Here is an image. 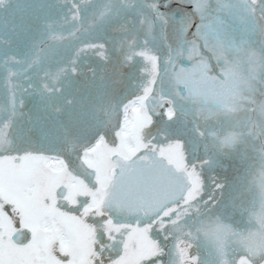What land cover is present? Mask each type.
Here are the masks:
<instances>
[{
	"label": "flooded vegetation",
	"instance_id": "obj_1",
	"mask_svg": "<svg viewBox=\"0 0 264 264\" xmlns=\"http://www.w3.org/2000/svg\"><path fill=\"white\" fill-rule=\"evenodd\" d=\"M170 2L171 8L187 12L186 28L171 56H165L166 78L159 72L153 95H147L149 90L131 102L145 120L136 117L137 130L132 126L127 133V154L119 153L115 136L125 123L127 104L119 119L112 110L96 115L90 132L60 129L42 137L29 130L14 132L13 121L8 131H0V171L5 172H0V264H146L147 246L157 253L162 234L164 241L174 240L172 264H181L183 238L190 230L212 239L217 259L211 264H236L246 251L264 248V0ZM140 27L141 32L144 24ZM155 58L149 56L153 67ZM186 67L194 72L188 83L177 81L176 69ZM156 74L148 73L144 87H151ZM129 78L130 72L121 77ZM100 85L106 92L118 80ZM100 106L94 105V113ZM100 138L111 153H101L104 162L98 163L92 145ZM118 153L129 159L153 153L185 172L191 186L180 202L144 221L113 219L99 205L110 180L111 157ZM179 204L185 209L174 210V217L184 213L186 231L172 236L176 223L162 215Z\"/></svg>",
	"mask_w": 264,
	"mask_h": 264
},
{
	"label": "rangeland",
	"instance_id": "obj_2",
	"mask_svg": "<svg viewBox=\"0 0 264 264\" xmlns=\"http://www.w3.org/2000/svg\"><path fill=\"white\" fill-rule=\"evenodd\" d=\"M110 1L0 0V131H8L13 121L14 132L29 130L42 137H53L60 129L90 132L96 115L104 111L110 115L112 110L115 119H119L123 105L127 104L126 117L121 121L125 123L115 131L119 153L127 154L123 141L127 142L126 135L132 126L133 132L137 130L135 118L143 119L144 115L131 102H137L135 95H145L149 90L147 95H153L159 72L166 78L165 56L170 57L168 52L180 41L188 14L179 7L171 8L170 0H114L113 5L107 6ZM175 19L173 26L168 24ZM141 24L144 27L140 32ZM149 56L156 57V66L151 65ZM118 65V76L112 80L111 74ZM153 70L156 78L146 88L148 73ZM128 72L130 78L122 80ZM117 80L116 87L103 91L100 83ZM129 94L134 97L129 98ZM97 103L101 106L94 113ZM158 110L163 112L164 108L158 105ZM135 140L133 137L132 142ZM92 147L98 151V163L104 162L101 153H111L101 138ZM184 209L179 204L162 215L164 220L176 223L172 236L186 231L182 230L187 224L184 213L179 214V219L174 217V210ZM113 231L117 234V230ZM190 231L183 238L187 240V257L183 254L179 261L211 264L212 259H217L212 239L201 230ZM159 238L158 247L163 255L158 259L163 264L174 263V240L164 241L163 234ZM113 246L118 252L116 238ZM152 248H146V264H155L150 259L156 255ZM121 264L140 262L130 260Z\"/></svg>",
	"mask_w": 264,
	"mask_h": 264
},
{
	"label": "water",
	"instance_id": "obj_3",
	"mask_svg": "<svg viewBox=\"0 0 264 264\" xmlns=\"http://www.w3.org/2000/svg\"><path fill=\"white\" fill-rule=\"evenodd\" d=\"M176 71L175 79L183 83H188L187 77L194 73L187 67ZM111 161L113 168L99 210L113 219L144 221L180 202L191 186L185 172L174 169L153 153L131 159L114 154ZM215 243L218 246L216 240Z\"/></svg>",
	"mask_w": 264,
	"mask_h": 264
},
{
	"label": "snow or ice",
	"instance_id": "obj_4",
	"mask_svg": "<svg viewBox=\"0 0 264 264\" xmlns=\"http://www.w3.org/2000/svg\"><path fill=\"white\" fill-rule=\"evenodd\" d=\"M197 187H202V182ZM260 194L264 197V184L260 186ZM158 243V242H157ZM163 255V250L159 249L156 255L151 257L150 259L155 262V264H163L162 260H159L158 257ZM184 256L187 257V251L184 250ZM257 259L264 260V248L257 247L255 249H250L246 251L244 256H242L239 260H237L236 264H255Z\"/></svg>",
	"mask_w": 264,
	"mask_h": 264
}]
</instances>
